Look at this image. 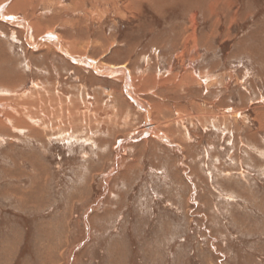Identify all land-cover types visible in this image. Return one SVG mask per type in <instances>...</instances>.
Returning a JSON list of instances; mask_svg holds the SVG:
<instances>
[{"label":"rangeland","instance_id":"1","mask_svg":"<svg viewBox=\"0 0 264 264\" xmlns=\"http://www.w3.org/2000/svg\"><path fill=\"white\" fill-rule=\"evenodd\" d=\"M0 264H264V0H0Z\"/></svg>","mask_w":264,"mask_h":264},{"label":"bare ground","instance_id":"2","mask_svg":"<svg viewBox=\"0 0 264 264\" xmlns=\"http://www.w3.org/2000/svg\"><path fill=\"white\" fill-rule=\"evenodd\" d=\"M22 26H23V28L25 29V30H27V32H28V30H29V27H28V25H26L25 23H22L21 24ZM192 34V33H191ZM55 44V43H54ZM56 45H58L57 43H56ZM60 46V44L58 45V47ZM124 73V72H123ZM29 97V96H28ZM36 98H37V96H36ZM39 103V102H38ZM21 105H23V104H21ZM41 105V104H40ZM38 106H39V104H38ZM30 107V106H29ZM32 107V106H31ZM145 107V106H144ZM42 108V107H41ZM30 109V108H29ZM30 110H33V109H30ZM39 110H40V107H39ZM29 111V110H28ZM28 111H27V113H28ZM24 112V111H23ZM34 112V111H33ZM32 112V113H33ZM35 112L37 113V111L35 110ZM51 112V111H50ZM31 112H29V114H30ZM22 114V113H21ZM28 114V115H29ZM12 114H10V116H11ZM20 115V114H19ZM31 115H33V114H31ZM23 116V115H22ZM24 117V116H23ZM33 117V116H32ZM11 118H13V117H11ZM54 118V117H53ZM17 119V118H16ZM18 120V119H17ZM56 120V119H55ZM27 123V122H26ZM56 124V123H55Z\"/></svg>","mask_w":264,"mask_h":264}]
</instances>
